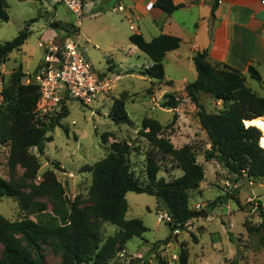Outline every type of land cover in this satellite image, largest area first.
<instances>
[{
	"label": "rangeland",
	"instance_id": "obj_1",
	"mask_svg": "<svg viewBox=\"0 0 264 264\" xmlns=\"http://www.w3.org/2000/svg\"><path fill=\"white\" fill-rule=\"evenodd\" d=\"M79 1L81 14L78 17L63 1L5 0L9 19L0 23V42L14 38L26 22H34L29 27L31 34L25 44L0 64V76L3 77L0 106L3 104L2 91L15 70L21 68L25 74L22 83L32 81L35 68L43 61V51L38 43L52 40L54 32L58 37L62 35V31L51 27L58 20L69 27L78 26L80 22L81 43L88 60L95 73L107 76L111 89L90 107L78 101L66 104V115L60 125L50 128L47 133L49 141L44 153L39 155L35 148L30 149L40 163L36 179L27 178L24 168L19 165L12 171L9 169L6 147H0V177L17 183L21 191L30 196L42 172L51 169L67 198L83 207L91 185V174L84 168L106 156L115 142L129 146L126 155L129 169L134 177L145 182V159L151 146L141 135V123L144 118L156 119L163 127V136L174 148L187 144L194 148L196 161L203 166L205 174L199 188L190 191L189 206L196 210L195 206L201 204L203 210L209 209L208 217H194L183 230L171 233L165 212L159 209L154 196L128 192L125 218L140 219L147 232L142 237L131 238L107 264H159L158 256L168 264H178L182 246L188 252V264H264V182L240 177L234 186L233 177L218 161L205 160V152L210 146L200 128L197 109L183 91L177 92L180 77L185 75L192 81L191 73L184 70L180 74L168 65L167 74L174 82L168 78L158 82L142 76L140 72L150 60L129 42V26L120 12L109 11L115 0ZM130 64L136 68L124 69ZM247 82L253 89L258 87L254 80ZM165 93L181 98L176 110L160 107ZM122 94L126 96L125 110L129 120L116 123L111 108L113 101ZM200 103L208 112H217L222 107L221 102L204 94L200 95ZM62 127L66 128V133ZM160 164L158 177L170 180L182 173L169 158L162 159ZM53 204L50 196H37L29 200L33 213H28L22 210L16 198L0 196V214L11 221L23 217L44 219L52 214ZM117 230L113 225L101 223L103 240ZM20 243L26 246L24 241ZM155 243L157 248L151 252ZM2 250L0 244V256ZM29 250L33 258L40 255L47 264L60 263L61 252L55 248L54 241L41 244L40 253Z\"/></svg>",
	"mask_w": 264,
	"mask_h": 264
},
{
	"label": "trees",
	"instance_id": "obj_2",
	"mask_svg": "<svg viewBox=\"0 0 264 264\" xmlns=\"http://www.w3.org/2000/svg\"><path fill=\"white\" fill-rule=\"evenodd\" d=\"M154 6L166 15L179 8L172 0H156ZM6 7L5 0H0V23L9 19ZM215 8L216 4L211 8L212 19ZM33 22H26L25 27L11 40L0 42V64L25 44ZM51 27L64 32H69L71 28L59 20L53 22ZM128 40L151 61V65L140 72L141 75L163 81V60L168 52L179 48L181 39L161 34L147 41L141 34L134 33ZM193 63L196 79L187 83L183 91L196 107L200 128L210 145L205 152V160H217L233 177L234 184L240 177L264 182V148L259 144L261 131L252 123L248 127L244 124L246 120L264 118V96L248 86L247 77L240 71L225 64H212L207 50L196 52ZM24 76L21 68L15 70L2 91L0 147L8 150L7 165L11 171L19 165L24 168L27 178L36 179L40 163L30 149L35 148L39 155L44 153L45 144L49 141L47 133L50 128L60 125L67 106L64 104L62 111L52 117L48 124L40 122L35 113L39 87L33 81L22 83ZM247 76L264 87L260 74L253 66H249ZM201 94L221 102V109L208 112L200 103ZM125 100L126 96L122 94L113 101L111 116L116 123L129 120ZM180 103L181 98L173 93H165L160 107L176 110ZM62 128L66 133V128ZM141 135L151 146L145 159V182L134 177L129 169L126 161L129 146L115 142L106 156L84 168L91 174V185L83 207L67 198L65 189L51 169L42 172L30 196L23 193L17 183L0 177V196L16 198L22 210L28 213H33L29 206L30 199L46 195L54 200L52 214L44 219L23 217L11 221L0 214V244L3 248L0 264H47L40 255L33 258L29 248L40 253L41 244L49 241H54L55 248L61 252L59 264H107L131 238L142 237L147 232L140 219L125 218L128 192L154 196L159 209L165 212L170 232L183 230L198 213L190 208L189 200L190 191L198 189L204 179L203 166L197 163L191 145L179 149L173 147L163 136V127L158 120L144 118ZM168 158L182 172L170 180L158 177L160 161ZM204 211L209 212V209ZM101 223L113 225L118 230L103 240ZM20 241H24L26 246H22ZM157 245H153L151 252L155 251ZM158 263L168 264L160 256ZM178 264H188V252L183 246L178 254Z\"/></svg>",
	"mask_w": 264,
	"mask_h": 264
},
{
	"label": "crops",
	"instance_id": "obj_3",
	"mask_svg": "<svg viewBox=\"0 0 264 264\" xmlns=\"http://www.w3.org/2000/svg\"><path fill=\"white\" fill-rule=\"evenodd\" d=\"M155 1L119 0L114 2L109 11L118 5L123 7L120 14L128 23V37L137 33L150 41L165 34L181 39L179 48L168 52L163 60L165 78L172 80L167 74V66L172 65L180 74L184 70L191 73L194 81L197 73L193 56L198 51L207 50L212 64H225L236 69L247 80L250 79L247 76L248 68L253 66L264 83V0H172L179 8L170 15L155 7ZM214 4L216 8L212 19L211 8ZM53 37H58L55 32ZM147 63L151 65V61ZM133 68L136 67L132 64L124 67ZM178 81L177 92H182L184 86L192 82L185 75ZM248 86L264 96V87L259 83L256 89Z\"/></svg>",
	"mask_w": 264,
	"mask_h": 264
},
{
	"label": "built area",
	"instance_id": "obj_4",
	"mask_svg": "<svg viewBox=\"0 0 264 264\" xmlns=\"http://www.w3.org/2000/svg\"><path fill=\"white\" fill-rule=\"evenodd\" d=\"M49 1H63L78 17L81 14L79 0ZM121 11L123 7L120 5L111 10L114 13ZM61 33L57 39L53 37L52 40L38 43V47L43 51V61L32 81L39 87L36 117L45 125L52 117H56L62 111L63 105L69 101H78L83 106L90 107L111 89L108 78L95 73L88 57L84 55L85 47L81 43L82 36L78 27H71L69 32ZM2 84L3 77L0 76V87ZM212 161L217 163L215 159ZM195 207V211L202 209L201 204Z\"/></svg>",
	"mask_w": 264,
	"mask_h": 264
},
{
	"label": "bare ground",
	"instance_id": "obj_5",
	"mask_svg": "<svg viewBox=\"0 0 264 264\" xmlns=\"http://www.w3.org/2000/svg\"><path fill=\"white\" fill-rule=\"evenodd\" d=\"M251 123L261 131V138L259 144L262 148H264V118H256L253 120L244 121L245 126L252 125Z\"/></svg>",
	"mask_w": 264,
	"mask_h": 264
},
{
	"label": "water",
	"instance_id": "obj_6",
	"mask_svg": "<svg viewBox=\"0 0 264 264\" xmlns=\"http://www.w3.org/2000/svg\"><path fill=\"white\" fill-rule=\"evenodd\" d=\"M84 55L87 56V53L85 51H84ZM246 127H248V126H246ZM195 217L207 218L208 217V213L206 211H204V210H201L195 215Z\"/></svg>",
	"mask_w": 264,
	"mask_h": 264
}]
</instances>
